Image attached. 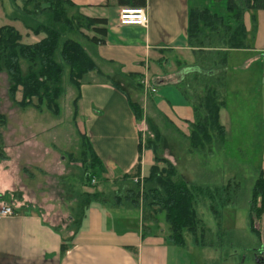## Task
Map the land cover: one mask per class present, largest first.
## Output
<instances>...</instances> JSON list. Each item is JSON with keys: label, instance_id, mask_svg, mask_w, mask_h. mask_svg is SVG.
<instances>
[{"label": "crops", "instance_id": "obj_1", "mask_svg": "<svg viewBox=\"0 0 264 264\" xmlns=\"http://www.w3.org/2000/svg\"><path fill=\"white\" fill-rule=\"evenodd\" d=\"M68 1L84 17L108 21L105 45L91 46L90 55L97 70L80 80L76 124L77 132L88 143L103 168L104 174L100 177L104 181L103 187L109 182L114 184L112 195L122 194L128 187L126 182H122V177L135 170L141 146L137 122L129 105L131 102L141 106L138 101L141 100L138 97L141 90L132 83L134 79L128 75H141L143 78L139 82L145 81L156 89L153 96H148L153 107L166 122L183 134L184 139L187 136L184 128L193 121L192 106L181 93L179 85L186 79L185 69L197 63L187 44L188 10L192 0H145L148 23L144 28L119 27L117 17L120 7L114 3L105 7L106 0ZM197 1L210 8L219 6L213 0ZM106 9L116 15L107 18L104 13ZM242 22L247 49L227 51L225 55L229 53L235 63L239 61L243 66L247 64V70L254 67L253 76L258 84L257 117L264 119V11L244 10ZM24 31L21 36L25 44L36 43L41 38L25 29ZM25 39L30 41L25 42ZM229 62L232 63L230 60ZM247 82L250 84L248 79ZM225 107L220 111L219 121L225 130L223 145L232 149L238 134L228 130L222 121L232 119L229 117L230 112L225 113L228 109ZM24 136L23 147H28L33 152H29L22 162L20 158L23 151H20L21 166L18 170L24 173L31 169L39 173L57 170L56 166H49L50 161L55 158L47 160L43 155L46 151L42 143L43 133L32 132ZM262 141L263 148L255 174L264 177V133ZM3 151L8 152L5 148ZM12 153L11 150L10 154ZM140 157V179H143L155 165V157L153 150L146 147L141 148ZM161 158L175 166L176 170L178 164L176 166L171 152ZM2 159L0 168L5 169L8 161L7 158ZM180 166L176 171L177 176L189 187L203 190L217 187L216 184L203 181L202 177L198 178L196 174L188 178L184 174L189 172L186 165L183 167L184 171ZM182 171L183 175H180ZM2 172L1 170L0 204L8 203L14 209V215L0 218V264H182L175 257L189 252L185 245L176 246L163 234L154 232L143 235L141 215L131 210L126 203L112 201V195L108 202L92 203L71 232L66 231L67 223L59 229L58 220H67L68 223L73 221L65 201L54 198L53 203L52 196L43 187L37 186L34 188L37 195L29 200L30 186L26 182L17 187V196L24 199L19 198L20 202H17L10 192L13 186L7 187L8 178ZM97 181L99 183V178ZM98 191L107 192L105 187ZM249 197L246 202L248 214ZM52 219L55 222H51ZM255 233L258 249L264 250V214L257 220ZM69 239L72 240L71 248L62 255L60 246Z\"/></svg>", "mask_w": 264, "mask_h": 264}, {"label": "rangeland", "instance_id": "obj_2", "mask_svg": "<svg viewBox=\"0 0 264 264\" xmlns=\"http://www.w3.org/2000/svg\"><path fill=\"white\" fill-rule=\"evenodd\" d=\"M224 3L223 0L218 2V12H224L222 11L225 10ZM41 4L42 8L47 7L43 3ZM11 9L19 16L25 17L33 13L34 3H29L26 0H0V27L13 26L20 34H24L25 31L21 24L8 21L7 16L11 13ZM78 13L76 9H71L69 15L75 16ZM104 13L107 18L116 15L109 9H106ZM42 20L43 15L36 18V21L42 22ZM79 31L88 37L92 36L86 28ZM68 36L81 44L91 57V46L86 40L82 39L78 33H71ZM24 41L29 42L30 40L25 39ZM218 43H221V41ZM227 51L223 49L218 53L224 52L225 55ZM215 53L217 52H214L209 60L218 64L219 60ZM224 58L226 59H224L223 73L211 82H213L212 87L216 89L219 99L228 108L225 113L230 112L229 117L232 118L223 119V123L228 130L238 134L232 149L230 146L225 147L223 143L222 145L212 143L211 147L203 152H193L187 140L189 127L184 128L187 130V136L184 139L183 134L166 122L153 107L152 100L150 97L148 98L143 88L138 87L141 90L138 92V97L141 99L138 101L141 102V106L138 105L137 110L140 115L137 119V128L141 148L154 142L160 159L171 152L176 166L178 164L183 168L186 165L189 170V172L184 173L185 176L191 178L196 174L197 177L199 176L198 178L202 177L203 181H209V184L211 182V185H217V187L212 186L211 189L207 188L206 190L194 192L196 196L194 208L199 222L194 233H189L187 230L182 232V240L185 246L189 248V252H182L185 254L175 257V260L177 259L182 264H253L252 251L259 248L255 233L257 219L254 216H249L246 204L249 195V198H251L250 192H252L254 183L258 178L255 169L263 148L264 119H258L257 117L256 89L258 84L253 76L255 74L254 67L247 70V64L243 66L239 61L235 63L230 58L229 53ZM211 82H209L210 85ZM62 83L63 93L57 101V112L51 113L46 110L39 112L33 108L21 109L15 106L9 99L7 76L0 73V117L4 120V123L0 126V161L2 158H7L8 161L5 169L0 168V172L2 170L3 175L8 178L7 187L11 188L13 186V190L11 189L10 192L17 202H20L19 198L24 201L21 196H17V187L19 184L26 182L30 186L31 197L28 198L29 200L37 195L34 189L37 186L43 187L47 194L52 196L53 203H55L54 198L65 201L73 221L68 223L67 220H58L59 229H62V226L67 223L66 231L71 232L76 228L75 225L79 219L78 214L85 197L95 194L96 200H100V196L108 198L114 192L112 190L114 184L107 182L108 184L104 186L107 190L105 193L98 191L104 188L102 185L104 181H101L100 178L99 183L96 181L95 187L89 186L84 180L86 169L82 161H91L92 155L88 153L85 139L77 132L75 106L77 89L69 84L67 70ZM188 84L193 86L188 96L190 101L196 104L205 90H201L198 87L199 81H194L191 76H188L185 80V85ZM17 98H19L18 95ZM32 132L43 133L42 143L46 150L43 155L45 154L47 160L55 158L54 161H50L49 166H56L57 170H47L48 172L43 171L41 173L34 169L25 173L18 170L21 166L20 151H23L20 158L22 162L26 160L29 152L32 151L28 150V147H23L25 143L24 135ZM3 148L7 149L8 152H4ZM153 148L155 149V147ZM11 150L14 153L12 155L10 154ZM47 153H49V156H47ZM183 157L186 159H182ZM171 166L175 170V166L172 164ZM178 166L175 171H177ZM59 168L63 170L58 171ZM183 171L180 172V175L181 173L183 175ZM132 183L135 184L133 181ZM142 185L143 181L138 185L140 187L139 192L142 191ZM226 186L227 189L225 190ZM110 199L112 200V198ZM5 204L8 203L5 202ZM129 208L139 214L141 212L140 209H138L139 211L137 208L133 209V206H129ZM146 209L145 217L147 218L146 224L150 227L149 233L156 232L168 238L170 232L162 217L158 213L151 214L152 211H157L156 208L148 207ZM68 211H66L67 214ZM51 222H55V220L52 219Z\"/></svg>", "mask_w": 264, "mask_h": 264}, {"label": "trees", "instance_id": "obj_3", "mask_svg": "<svg viewBox=\"0 0 264 264\" xmlns=\"http://www.w3.org/2000/svg\"><path fill=\"white\" fill-rule=\"evenodd\" d=\"M26 1L34 3L33 13L21 17L11 9L7 18L12 22H19L27 32L41 38L36 43L25 44L22 42L21 34L13 27H0V73L7 76L9 99L15 106L21 109L33 108L39 112L46 110L56 113L57 101L63 93L62 82L65 71H68L69 84L78 90L82 77L97 70L94 61L83 46L68 34L78 33L92 47L104 46L108 34V21L103 18H86L79 13L70 16V10L76 8L68 0ZM194 1L190 2L188 10L187 44L192 49L197 63L185 70L186 78L191 76L194 81H199L198 87L205 92L194 104L188 98L193 88L192 84L185 85L186 79H184L179 85L181 93L190 102L193 110V122L188 124L187 140L193 152H203L211 147L212 143L221 145L224 140L225 130L220 124L219 114L225 105L219 99L211 82L224 71L225 55L218 52L223 49L228 51L247 49L242 13L244 10L264 11V0H223L225 15L224 12H218L217 8H210L197 0ZM220 1L222 0H213L216 3ZM145 2V0H106L104 6L108 7L114 3L119 7L144 8ZM41 3L47 7L42 8ZM42 15V22L36 21V18ZM83 28H86L92 36L88 37L81 33L79 30ZM219 41L221 43H218ZM214 52H217L215 56L219 60L218 64L209 60ZM128 77L134 79L137 87L143 88L142 82H139L141 75L132 74ZM78 99V97L75 99L76 113ZM129 105L137 122L140 117L139 112L137 113L139 106L131 102ZM2 123L4 120L0 117V126ZM86 144L92 159L82 161L86 169L84 180L89 186L95 187L96 182L93 185L91 180L97 181L104 171L87 142ZM146 148L153 150L155 165L150 168L148 176L140 180L143 181L142 191L139 192L138 186L141 182L132 183L133 179L140 178L141 146H139L135 170L122 177V182H127L129 186L123 194L116 193L111 198L115 203H126L128 206H133V209H140L143 235L152 234L149 233L150 227L146 224L145 215L146 208L155 207L157 211H152L151 214L158 213L162 217L170 232L167 240L176 246H184L182 232L187 230L189 233H194L199 222L194 208L196 200L194 192L203 189L189 187L187 183L181 181L171 164L158 157L156 143H148ZM108 199L109 197L100 196V200H96L95 194L87 195L78 218L84 216L92 203L108 202ZM248 208L249 216H254L257 220L264 214L263 176H258L254 183ZM77 221L79 222V219ZM71 241V239L65 240L61 244L62 255L71 248Z\"/></svg>", "mask_w": 264, "mask_h": 264}, {"label": "built area", "instance_id": "obj_4", "mask_svg": "<svg viewBox=\"0 0 264 264\" xmlns=\"http://www.w3.org/2000/svg\"><path fill=\"white\" fill-rule=\"evenodd\" d=\"M148 23V16L144 8L135 7H120L118 10L117 24L119 27H146ZM142 87L147 96H153L156 93V89L148 84L142 82ZM141 179H133L134 183H139ZM95 179L91 180V184H95ZM14 215V209L7 204H0V218L10 217Z\"/></svg>", "mask_w": 264, "mask_h": 264}, {"label": "flooded vegetation", "instance_id": "obj_5", "mask_svg": "<svg viewBox=\"0 0 264 264\" xmlns=\"http://www.w3.org/2000/svg\"><path fill=\"white\" fill-rule=\"evenodd\" d=\"M262 249H255L252 251V262L253 264H263L262 255H261Z\"/></svg>", "mask_w": 264, "mask_h": 264}, {"label": "water", "instance_id": "obj_6", "mask_svg": "<svg viewBox=\"0 0 264 264\" xmlns=\"http://www.w3.org/2000/svg\"><path fill=\"white\" fill-rule=\"evenodd\" d=\"M261 255L263 256L262 257V260H263V264H264V250H261ZM241 264V263H240Z\"/></svg>", "mask_w": 264, "mask_h": 264}]
</instances>
